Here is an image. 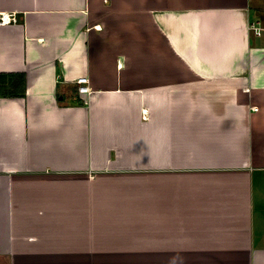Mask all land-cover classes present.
Here are the masks:
<instances>
[{"label": "crops", "instance_id": "0c3cea01", "mask_svg": "<svg viewBox=\"0 0 264 264\" xmlns=\"http://www.w3.org/2000/svg\"><path fill=\"white\" fill-rule=\"evenodd\" d=\"M0 14V264H264V0Z\"/></svg>", "mask_w": 264, "mask_h": 264}, {"label": "trees", "instance_id": "16d2710c", "mask_svg": "<svg viewBox=\"0 0 264 264\" xmlns=\"http://www.w3.org/2000/svg\"><path fill=\"white\" fill-rule=\"evenodd\" d=\"M23 80V73H0V95H23L24 88L21 86Z\"/></svg>", "mask_w": 264, "mask_h": 264}, {"label": "built area", "instance_id": "2783aa9c", "mask_svg": "<svg viewBox=\"0 0 264 264\" xmlns=\"http://www.w3.org/2000/svg\"><path fill=\"white\" fill-rule=\"evenodd\" d=\"M11 17L9 16L8 19H6L5 14H0V23L3 22H8L10 21ZM249 30L250 32L257 36L260 37L264 34V20L262 18H255L252 21H250L249 25ZM77 84V92L80 94L88 93L89 92V87L87 86V78L86 77H78L76 80Z\"/></svg>", "mask_w": 264, "mask_h": 264}]
</instances>
